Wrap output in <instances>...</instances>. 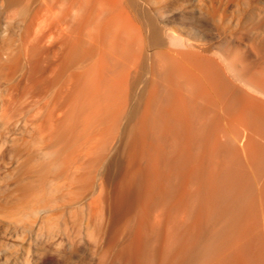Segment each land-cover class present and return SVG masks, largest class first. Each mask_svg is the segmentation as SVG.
<instances>
[{"label": "bare ground", "instance_id": "obj_1", "mask_svg": "<svg viewBox=\"0 0 264 264\" xmlns=\"http://www.w3.org/2000/svg\"><path fill=\"white\" fill-rule=\"evenodd\" d=\"M253 1L196 0L248 44L208 55L165 25L180 0H0V130L17 133L0 228L54 253L72 233L86 264H264Z\"/></svg>", "mask_w": 264, "mask_h": 264}, {"label": "rangeland", "instance_id": "obj_2", "mask_svg": "<svg viewBox=\"0 0 264 264\" xmlns=\"http://www.w3.org/2000/svg\"><path fill=\"white\" fill-rule=\"evenodd\" d=\"M180 2L181 3H179L175 8L167 12L168 21L165 22V25L181 39L191 43H195L197 46H199V50L201 52H204L208 55H211L212 53L219 54V47L225 42H231L235 45V49L240 52L247 51L248 44L245 40L246 38L242 34H240L239 38L230 39L226 34L221 33L218 29V18L220 19L222 25H234L232 24L230 18V16L233 15L232 9H227L225 11V15L227 16L226 18L220 15L212 19L208 16L205 10H202L201 12L197 11L195 7L196 0H180ZM250 11L252 19L254 20L252 21V23L257 21V18H261L259 20V26L264 32V0H254L250 5ZM6 89L7 83L4 80H1V94L5 93L7 91ZM131 105L132 103L129 104V106ZM4 127L8 128L10 126L4 125ZM11 127L13 128V126ZM11 127L9 130H11L12 132L8 131L7 129H5L4 131V129L1 128L4 132L3 133L1 132L2 130H0L2 134H0V138L2 140L1 142H6L4 144H1L0 148V160L4 157L2 159L3 163L0 164V176L6 174V172H13L15 170L16 160L14 159V156H12L13 147H11L12 145L9 137L11 138L12 134L17 133L13 132L14 130L11 129ZM99 186L101 187L100 184ZM99 186L97 185L100 190ZM1 189L2 187L0 186V190ZM103 190L104 188L101 187V191ZM3 230L4 229L0 228V264H86L90 261V258L87 259L89 256L86 254L82 242L79 238H76L74 235H72V233H70L69 235L71 239L68 237V240L70 242L65 241L61 246V249L59 248V251H61V253L59 251H57V253H54L55 251L50 248L47 249L48 246H46L45 244L42 245V242H40L39 240L35 241L33 237H30L28 235L25 236L24 234H14L9 230H7V233H5L6 230ZM15 235H17V237L20 239L15 238ZM77 239L79 240L77 241ZM49 249L52 252L49 251Z\"/></svg>", "mask_w": 264, "mask_h": 264}]
</instances>
